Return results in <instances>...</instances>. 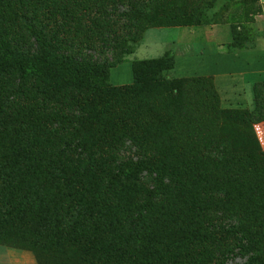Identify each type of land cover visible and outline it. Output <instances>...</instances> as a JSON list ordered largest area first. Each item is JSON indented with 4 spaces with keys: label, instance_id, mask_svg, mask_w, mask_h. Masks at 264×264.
<instances>
[{
    "label": "trees",
    "instance_id": "1",
    "mask_svg": "<svg viewBox=\"0 0 264 264\" xmlns=\"http://www.w3.org/2000/svg\"><path fill=\"white\" fill-rule=\"evenodd\" d=\"M214 3L0 0V244L37 264H264V82L221 108L211 76L164 77V53L109 83L145 29L217 23Z\"/></svg>",
    "mask_w": 264,
    "mask_h": 264
},
{
    "label": "rangeland",
    "instance_id": "2",
    "mask_svg": "<svg viewBox=\"0 0 264 264\" xmlns=\"http://www.w3.org/2000/svg\"><path fill=\"white\" fill-rule=\"evenodd\" d=\"M234 1H242V0H215V3L211 9L208 10V13H212L216 11L221 5L225 4L227 7L220 14V20L217 23H226L228 26L229 32V42L231 41V27H235L236 30L240 29L241 26H249L251 39L247 41L242 48L236 47H228L229 50L225 53V50L222 49L224 53L217 54L215 52H211L210 49H200L198 48L201 45L199 39L193 40L194 48L191 52L182 51L184 58L181 57L179 59L180 62H177L176 65L166 74L164 77H195V76H211L213 73L218 71H227V77L219 80L217 83L216 91L219 92L218 97L220 96L219 106L221 108H251L252 106V92L251 88L248 87V78L242 80V76L237 73L235 70H240L245 67L246 59L241 50L247 48L249 46L255 45L256 35L263 36V33L257 30L256 17L261 13L260 5L257 2L255 5L259 7V12L256 14H250L252 9L251 5H248L247 11H244L241 8L240 4H234ZM249 14V15H248ZM246 16L251 18V21H247ZM240 26V27H239ZM242 28V27H241ZM139 45L133 49L135 42L128 44V49L130 52H126L122 54L121 59L117 64L111 67L108 71L109 83L111 85H124L131 82V72L130 65L133 61L141 58H151L162 53L163 49H165V43L163 38V32L159 33L153 31L151 33V28L148 29ZM158 39V40H157ZM162 39V40H161ZM228 42V43H229ZM133 50V51H132ZM230 50H240L237 53H234ZM261 60V59H259ZM252 63H257V60L251 61ZM237 80L233 82L235 85L232 86L231 82L228 79ZM239 82V83H238ZM243 85L242 91L237 96L235 87ZM218 94V93H217ZM221 103V104H220ZM241 129L242 138L238 139V143L240 145H246L248 140L246 138V129L242 126H239ZM236 131L232 130L231 132ZM245 131V132H244ZM258 140V139H257ZM259 148L263 149L257 141ZM237 146V145H236ZM133 148L129 146L128 143H125V146L120 149V152L126 156H133ZM264 150V149H263ZM245 258H240V256H234L232 254H228L221 263L219 264H241ZM0 264H37V259L34 254L25 248H19L14 246H7L0 244Z\"/></svg>",
    "mask_w": 264,
    "mask_h": 264
},
{
    "label": "crops",
    "instance_id": "3",
    "mask_svg": "<svg viewBox=\"0 0 264 264\" xmlns=\"http://www.w3.org/2000/svg\"><path fill=\"white\" fill-rule=\"evenodd\" d=\"M258 3L261 8V13L256 17V24L257 30L261 31L264 35V0H258ZM150 29L147 28L143 31L141 38L135 42L133 49L139 45L142 39H144V35L146 31ZM155 31L159 33L160 31L163 32V40L165 43V49H163L162 53L155 57H159L164 53H169L174 58L173 66L176 65L177 62H180L179 59L184 58L182 51L191 52L193 50L194 45L193 40L199 39L201 45L198 47L200 49H210L211 52H215L217 54H221L224 52L222 49L225 50L227 53L229 50L227 49V44L229 42V32L228 26L226 23H214V24H201L195 26H169V27H151V33ZM158 40V39H157ZM162 40V39H161ZM133 51V50H132ZM234 53H237L240 50H230ZM244 54L246 59L245 67L240 70H235L237 73L242 76V80L248 78V87L251 88L256 82H264V37L260 35H256L255 45H251L244 50H241ZM184 56V57H183ZM151 57V58H155ZM144 59V58H141ZM261 59V60H259ZM257 60V63H252L251 61ZM230 74L227 71H218L213 73L212 80L215 89H217V82ZM230 79L231 85L234 86L233 82L237 83V80ZM226 79V78H225ZM239 83V82H238ZM243 85L235 87V91L237 96L242 91ZM218 90V89H217ZM218 95L219 92L217 91ZM220 99V96H219ZM221 104V103H220ZM252 107V106H251ZM247 108V107H246ZM249 109V108H247ZM253 131L261 145L264 149V123L258 122L253 124Z\"/></svg>",
    "mask_w": 264,
    "mask_h": 264
}]
</instances>
